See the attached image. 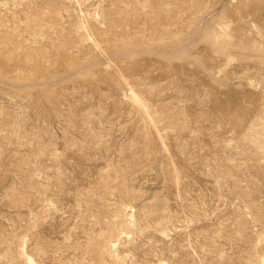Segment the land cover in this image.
<instances>
[{"label":"rangeland","instance_id":"rangeland-1","mask_svg":"<svg viewBox=\"0 0 264 264\" xmlns=\"http://www.w3.org/2000/svg\"><path fill=\"white\" fill-rule=\"evenodd\" d=\"M0 264H264V0H0Z\"/></svg>","mask_w":264,"mask_h":264}]
</instances>
